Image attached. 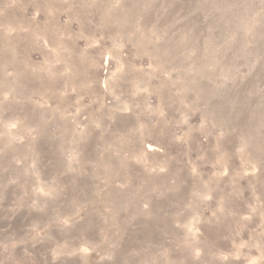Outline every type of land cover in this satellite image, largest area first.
<instances>
[{
    "label": "rangeland",
    "instance_id": "rangeland-1",
    "mask_svg": "<svg viewBox=\"0 0 264 264\" xmlns=\"http://www.w3.org/2000/svg\"><path fill=\"white\" fill-rule=\"evenodd\" d=\"M0 49V264H264V0H0Z\"/></svg>",
    "mask_w": 264,
    "mask_h": 264
},
{
    "label": "bare ground",
    "instance_id": "bare-ground-1",
    "mask_svg": "<svg viewBox=\"0 0 264 264\" xmlns=\"http://www.w3.org/2000/svg\"><path fill=\"white\" fill-rule=\"evenodd\" d=\"M9 46V45H8ZM12 49H14V52H15V46H12ZM8 52H10V50L8 49ZM21 52H24L23 50ZM8 56V55H7ZM17 62V65L19 66V61L16 60ZM0 64H4L8 67V64H9V61H8V58L5 57V56H2V53H1V49H0ZM26 64H31L29 61L26 62ZM21 69V66L19 67ZM4 71V66H0V77L2 76V72ZM16 88V94H18L19 92V88L18 87H15Z\"/></svg>",
    "mask_w": 264,
    "mask_h": 264
}]
</instances>
